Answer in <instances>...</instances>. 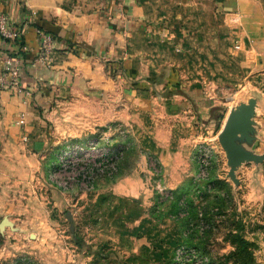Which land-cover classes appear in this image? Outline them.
<instances>
[{
	"label": "crops",
	"instance_id": "0c3cea01",
	"mask_svg": "<svg viewBox=\"0 0 264 264\" xmlns=\"http://www.w3.org/2000/svg\"><path fill=\"white\" fill-rule=\"evenodd\" d=\"M0 12L24 28L15 44L0 39V72L4 57L17 55L21 87L30 91L24 104L21 94L0 87V134L27 136L30 143L53 103L59 108L66 103L71 111L75 103L85 104L98 125L107 128L114 118L129 127L135 144L113 149L125 151V157L129 148L139 147L147 171L155 170V161L160 165L169 206L155 205L163 196L138 167L120 174L110 187L106 226L97 230L95 243L108 242L153 263L167 260L196 228L182 207L198 193L193 147L201 138L197 129L216 107L207 105L212 89L257 87L263 96L257 121L264 128V0H0ZM36 29L55 38L45 62L39 61ZM118 83L127 95L116 92ZM147 84L150 90L142 88ZM155 86L168 87L169 94L152 91ZM115 98L124 106L112 117ZM98 100L102 112L94 110ZM156 103L162 122L154 120ZM22 112L26 124L18 126ZM29 145L42 146L35 140ZM195 218L200 223V211Z\"/></svg>",
	"mask_w": 264,
	"mask_h": 264
},
{
	"label": "rangeland",
	"instance_id": "374dc122",
	"mask_svg": "<svg viewBox=\"0 0 264 264\" xmlns=\"http://www.w3.org/2000/svg\"><path fill=\"white\" fill-rule=\"evenodd\" d=\"M74 50L77 52L78 48ZM122 84L118 83L116 92L127 95L128 89ZM142 88L150 90L148 84ZM151 89L160 95L169 94L168 87ZM257 89L246 85L212 89L213 100L207 105L216 107H211L206 123L197 129L200 140L194 141L198 193L189 202L192 212L200 211L203 216L200 223L193 217L196 228L192 226L195 229H191L186 243L217 260L234 251L230 236L238 229L237 234L253 244L250 249L253 264H264V163L240 167L236 172L239 184L235 187L226 179L228 167L217 141L229 109L246 103L249 97L263 98ZM119 102V98L111 102L112 117L124 106ZM62 106L59 108L57 103L48 106L50 114L40 120L39 130L30 143L29 139L24 142L23 136L12 139L5 133L0 134V264H161L145 261L137 255L131 258L132 255L112 245L105 248L106 256H93L101 244L95 243L98 240L95 234L106 226L105 213L112 203L110 187L116 177L138 167L156 193L159 189L166 193L165 175L164 172L159 174L160 165L156 161L153 169L159 175L140 164L139 147L129 148L125 157V151L113 149L135 142L129 127L120 125L114 118L107 128L98 125L96 117L87 115L91 110L85 104L75 103L74 111L66 103ZM93 107L102 112L101 100L93 102ZM154 107V120L162 122L160 105L156 103ZM194 117L193 122L197 120L196 114ZM257 119L261 117L255 119L259 125ZM258 127V140L252 150L264 154V128ZM33 139L42 144L38 150H32L29 145ZM204 151H209L206 154L210 164L202 177L199 155ZM108 154L111 157L117 154L112 160L111 178L107 180L103 175L87 183L88 173L84 169L90 170L92 163L82 160L85 157L103 160L102 156ZM76 157L82 160L74 161ZM58 174L60 181L57 182ZM160 201L164 202L159 206L164 203L169 206L167 198ZM67 212L72 216V232Z\"/></svg>",
	"mask_w": 264,
	"mask_h": 264
},
{
	"label": "built area",
	"instance_id": "2783aa9c",
	"mask_svg": "<svg viewBox=\"0 0 264 264\" xmlns=\"http://www.w3.org/2000/svg\"><path fill=\"white\" fill-rule=\"evenodd\" d=\"M23 34L24 28L22 26L13 23L5 13L0 12V39L15 44L20 41ZM35 35L40 49L39 61L45 62L55 49V38L51 34H48L39 29L35 30ZM236 48L238 47L236 46ZM20 73V58L17 55L4 57L3 67L0 72V87L10 89L18 95L21 94L24 98L22 103L25 104L27 102V99L30 97V91L22 89L20 84ZM25 124L26 115L22 112L18 120L16 121V125L24 126ZM22 140L25 142L27 140V136H23ZM200 153L201 154L199 155V173L203 177L210 164L209 156L207 155L209 151H204ZM109 155L110 154H108L107 156L103 155V160H93V158L88 159L86 157L82 160V158H80V160H82L83 162L92 163L90 165V170H87L88 168L84 169V171L88 173L87 183L91 181V183H93V181L95 180L94 178H99L103 175L111 176L112 171L114 170L112 160L113 157L117 156V154L112 157ZM77 159L79 158L76 157V160L74 161L79 162L80 160ZM81 171H83V169H81ZM59 176L60 174L56 176L57 182L60 181L58 180ZM164 191L165 190L159 189L158 193H162L160 195L163 196V198H168L169 195L166 194ZM173 261L175 264H208L207 257L200 256V254L196 250L192 248H187L183 245L178 246L175 249Z\"/></svg>",
	"mask_w": 264,
	"mask_h": 264
},
{
	"label": "water",
	"instance_id": "95a60500",
	"mask_svg": "<svg viewBox=\"0 0 264 264\" xmlns=\"http://www.w3.org/2000/svg\"><path fill=\"white\" fill-rule=\"evenodd\" d=\"M258 98H249L246 103H239L231 108L226 116L225 122L217 135V141L224 152L228 171L226 179L236 187L239 180L236 172L245 164L253 163L259 165L264 163V154H257L252 147L258 140L257 116ZM70 224V231H73L72 216L66 213Z\"/></svg>",
	"mask_w": 264,
	"mask_h": 264
},
{
	"label": "trees",
	"instance_id": "16d2710c",
	"mask_svg": "<svg viewBox=\"0 0 264 264\" xmlns=\"http://www.w3.org/2000/svg\"><path fill=\"white\" fill-rule=\"evenodd\" d=\"M43 31V30H42ZM45 32V31H44ZM47 33V32H46ZM49 34V33H48ZM113 172L112 171V174L111 176L113 175ZM158 197H156V200L158 201L157 199ZM158 203V204H157ZM162 202H156V206L158 207ZM172 204V207H175V212L177 211L178 209V203L175 201V203H171ZM155 206V207H156ZM183 209H185L186 211L189 212V215L191 218L195 217L196 215V212L195 214L192 212V208H191V203L188 201V203L185 205V208L182 207ZM184 210V211H185ZM203 216V214H202ZM202 216L200 218V220L202 221ZM205 219V217H203ZM187 219V218H186ZM186 219H180L179 221H181L182 223V226L184 225V223H187V220ZM238 230V229H237ZM237 230H233L232 232L234 234H232V236H230V241L231 243L234 245V251L230 254V255H227V256H223L222 259L218 258L217 259H214L208 255H206L204 252L200 251L198 248H196L195 246H192V245H189L186 243V240L182 241L180 244L176 245L172 252H171V255L170 257L167 259V260H163L161 261V264H175L174 261H173V257H174V251L175 249L178 247V246H185L187 248H192L194 250H196L200 256H205L208 258V264H229L231 262V264H253V259H252V253L250 252V249L253 248V244L247 242L242 236H240V234H237ZM188 236L189 235H186V238L188 239ZM110 245L108 242L107 243H101L99 246H98V250L97 252L93 255L94 257L96 258H101L102 256H106V251H105V248ZM140 257V256H139ZM131 258H137L136 256L132 255ZM141 258V257H140ZM143 259V258H141ZM144 260V259H143ZM147 261V260H145ZM149 262V261H148ZM163 262V263H162ZM157 263H160V262H157Z\"/></svg>",
	"mask_w": 264,
	"mask_h": 264
}]
</instances>
